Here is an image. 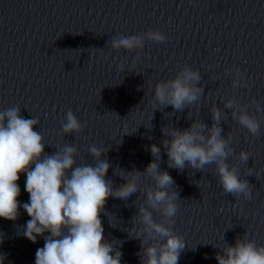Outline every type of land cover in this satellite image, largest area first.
I'll use <instances>...</instances> for the list:
<instances>
[{
    "label": "clouds",
    "instance_id": "obj_1",
    "mask_svg": "<svg viewBox=\"0 0 264 264\" xmlns=\"http://www.w3.org/2000/svg\"><path fill=\"white\" fill-rule=\"evenodd\" d=\"M145 36L157 43L166 39L159 30H149ZM111 47L128 51L142 49L144 36L113 37ZM119 70L122 71L123 67ZM236 75H240L239 70ZM200 79L198 70L184 67L174 78L155 84L152 103L183 111L202 95V88L197 87ZM233 86H237L236 80ZM232 105V100L225 104L226 107ZM20 112L18 107L0 112V218L12 221L18 218L21 207L18 181L20 174H26L25 191L29 194V202L22 207L30 219L26 222L24 236L33 243L37 242V237H43L45 241L35 253V264H121V251L105 241L101 213L110 197L127 200L136 193L137 181L142 174L150 176L156 184V190L146 194L148 204L152 208L163 204L166 217L176 215L178 195L175 191L171 194L168 191L174 180L167 171H161L156 162V158H160V146L150 145L153 159L143 173L120 169L118 175L124 182L114 188L113 182L106 178L111 165L102 158V149L95 146L89 149L97 161L95 166H76L74 157L77 149L70 145L47 155L42 134L34 130L39 121L23 118ZM221 115L219 108H212L210 128L196 121L186 129L166 131L162 128L163 135L168 137L162 140L168 167L182 170L187 164L193 169L203 170L206 165L215 163L223 191L247 199L251 196L249 182L242 180L237 169L230 168L227 163L232 154L229 147L231 137L226 139L221 135ZM233 118L251 135H259L260 122L246 110L239 114L233 112ZM62 129L64 133L82 131L80 121L71 110L66 114ZM239 159L247 162L249 154L241 151ZM138 216L144 225L135 236L139 239L144 235L140 240L141 264H178L186 246L184 238L174 234L170 227L155 222L144 207H140ZM148 240L157 242L145 247ZM5 259V254L0 253V264H4ZM215 259L218 264H264V246H257L251 240L237 239L234 245H227L217 253Z\"/></svg>",
    "mask_w": 264,
    "mask_h": 264
}]
</instances>
